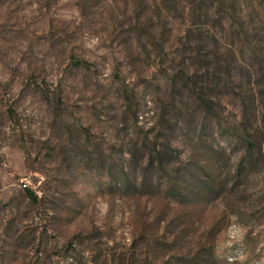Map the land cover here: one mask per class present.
<instances>
[{
    "label": "rangeland",
    "instance_id": "1",
    "mask_svg": "<svg viewBox=\"0 0 264 264\" xmlns=\"http://www.w3.org/2000/svg\"><path fill=\"white\" fill-rule=\"evenodd\" d=\"M0 264H264V0H0Z\"/></svg>",
    "mask_w": 264,
    "mask_h": 264
},
{
    "label": "trees",
    "instance_id": "2",
    "mask_svg": "<svg viewBox=\"0 0 264 264\" xmlns=\"http://www.w3.org/2000/svg\"><path fill=\"white\" fill-rule=\"evenodd\" d=\"M27 194L29 195L30 198H32L33 200L37 199V196L34 195V193H32L31 191L27 190Z\"/></svg>",
    "mask_w": 264,
    "mask_h": 264
}]
</instances>
